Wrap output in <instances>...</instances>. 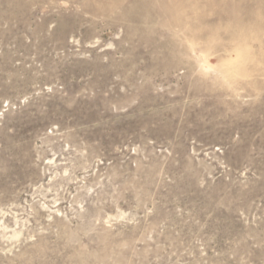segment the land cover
I'll use <instances>...</instances> for the list:
<instances>
[{
	"label": "rangeland",
	"instance_id": "1",
	"mask_svg": "<svg viewBox=\"0 0 264 264\" xmlns=\"http://www.w3.org/2000/svg\"><path fill=\"white\" fill-rule=\"evenodd\" d=\"M0 264H264V0H0Z\"/></svg>",
	"mask_w": 264,
	"mask_h": 264
}]
</instances>
